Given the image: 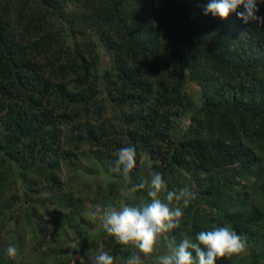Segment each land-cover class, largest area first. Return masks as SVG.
I'll return each instance as SVG.
<instances>
[{
	"label": "trees",
	"instance_id": "16d2710c",
	"mask_svg": "<svg viewBox=\"0 0 264 264\" xmlns=\"http://www.w3.org/2000/svg\"><path fill=\"white\" fill-rule=\"evenodd\" d=\"M207 3L0 0V264H23L5 254L22 245L19 213L47 249L41 264H93L101 251L122 264L137 250L117 245L84 205L150 202L146 189L131 191L149 161L167 190L197 193L169 233L176 243L227 226L246 250L216 264L264 258V27L205 16ZM129 145L131 183L110 172ZM82 148L89 179L71 161ZM60 162L83 186L62 189ZM167 251L162 241L146 260Z\"/></svg>",
	"mask_w": 264,
	"mask_h": 264
},
{
	"label": "clouds",
	"instance_id": "9594fccd",
	"mask_svg": "<svg viewBox=\"0 0 264 264\" xmlns=\"http://www.w3.org/2000/svg\"><path fill=\"white\" fill-rule=\"evenodd\" d=\"M261 3L264 0H208L203 14L207 16L210 13L225 20L230 13H235L245 25L254 22L264 27V16L258 15ZM114 155L116 159L110 172L122 173L123 180L131 183L130 174L136 167L137 158L135 146L122 147ZM145 171L147 177L131 191L146 189L150 202L136 206L123 204L119 209L96 207L88 213L93 221L99 220L103 232L117 245L137 250L123 259L122 264H144V260L162 241L168 251L156 258V264H216L217 260L238 256L246 250V239L227 226L213 225L211 230L198 232L194 239L183 238L176 243L169 233L180 226L185 209L196 199L197 193L190 190L187 184L178 193L167 190L163 175L152 170L150 161ZM5 254L15 258L18 247L9 245ZM115 260L108 252L101 251L94 257L93 264H115ZM80 264H84L82 258Z\"/></svg>",
	"mask_w": 264,
	"mask_h": 264
},
{
	"label": "rangeland",
	"instance_id": "374dc122",
	"mask_svg": "<svg viewBox=\"0 0 264 264\" xmlns=\"http://www.w3.org/2000/svg\"><path fill=\"white\" fill-rule=\"evenodd\" d=\"M105 65H106V63L104 60V66ZM186 90H191V92L194 91L195 96L197 95L196 89H194V87H192V86H189L188 88H186ZM110 114H111V108L106 106L103 117L105 119H108L110 117ZM85 155H86V149L82 148V149H80V151L76 152V154L74 155V157L71 161H74L73 163L76 164L80 168V170L78 168V170L76 171L75 174H80V177L82 179H89L90 175H88L84 171V169L88 167ZM58 165L60 166V168H59L60 171L57 173V175H58L59 181L62 183V189L65 185H69V186H73V187H78L80 185L83 186V183L80 180H78L77 178H75V176H73V173L71 172V170H69V168H71L73 166L72 164H70L69 168L64 166V164L61 162ZM98 178H100V177H98ZM41 187H44V186L41 185ZM45 192H47V189ZM60 194L61 193H54V195H58V196ZM63 194H61L63 197H61V195H60L59 198L57 196H54L55 197V203H58L59 206H63L66 208L67 207L66 198ZM126 194L124 196L125 198L128 195V194L127 195ZM43 196L46 197V193H43ZM248 202L251 203V205L254 207H256L258 205L256 198H254V196L252 194L248 198ZM51 207L52 206H50V208ZM84 207H85V211L83 212V215L91 220L88 213L90 211H92L94 209V207L91 208L90 203L87 201H86ZM0 217H1V214H0ZM17 218L19 220V225L17 226L18 228L16 231H18L22 237V245L20 246V248H18V254L15 257V261L21 262L23 264H41L42 259L40 257H41V254H44L47 251L46 247L42 246L40 244V241L37 239L32 240V241L30 240L29 233H30L31 227L26 225V222L24 220L25 219L24 215L19 213L17 215ZM51 219H52V216H49L47 218V220H51ZM4 227H5L4 229H6V226H4ZM49 232H50V230L46 229L45 238L49 237ZM260 233L261 232L257 229V235H259ZM172 237L175 238L174 235ZM240 255L241 254H239L238 256H240ZM238 256H236V257L238 258ZM44 264H52V263L51 262H45ZM144 264H156V258L152 257V259H147V260L145 259ZM257 264H264V258L258 260Z\"/></svg>",
	"mask_w": 264,
	"mask_h": 264
}]
</instances>
